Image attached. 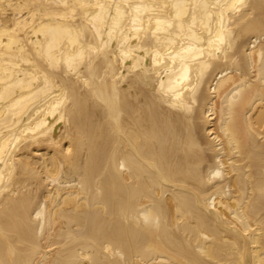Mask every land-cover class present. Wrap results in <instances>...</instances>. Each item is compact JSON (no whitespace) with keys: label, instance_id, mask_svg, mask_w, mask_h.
Segmentation results:
<instances>
[{"label":"bare ground","instance_id":"1","mask_svg":"<svg viewBox=\"0 0 264 264\" xmlns=\"http://www.w3.org/2000/svg\"><path fill=\"white\" fill-rule=\"evenodd\" d=\"M0 264H264V0H0Z\"/></svg>","mask_w":264,"mask_h":264}]
</instances>
